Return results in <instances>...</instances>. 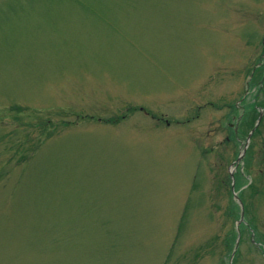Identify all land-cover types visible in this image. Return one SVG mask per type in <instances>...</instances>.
<instances>
[{
    "label": "rangeland",
    "instance_id": "obj_1",
    "mask_svg": "<svg viewBox=\"0 0 264 264\" xmlns=\"http://www.w3.org/2000/svg\"><path fill=\"white\" fill-rule=\"evenodd\" d=\"M263 42L264 0H0V264H228ZM258 130L234 190L264 239Z\"/></svg>",
    "mask_w": 264,
    "mask_h": 264
},
{
    "label": "trees",
    "instance_id": "obj_2",
    "mask_svg": "<svg viewBox=\"0 0 264 264\" xmlns=\"http://www.w3.org/2000/svg\"><path fill=\"white\" fill-rule=\"evenodd\" d=\"M264 75V65L260 66L259 68H257L254 72V75L252 77V79L250 80V84L251 86H255L256 87V93H264V83L262 81V77ZM258 97V95H256ZM256 97V100H257ZM244 102L246 101V99L243 100ZM263 103L260 102H255L253 103V106L251 107L250 111L253 114V117H255L253 120L249 121L248 120V115L245 116L247 114V112L243 115V117L241 118V121L238 122L237 124V130L235 129H231L230 130V135H229V139H236L237 136H246L248 134V131L246 132V128H249V131L252 129L255 119L258 115L257 112V108L258 107H263L262 106ZM259 129V128H258ZM256 129L254 134H257L259 132V130ZM227 178V183L229 182V176L226 177ZM235 180H236V185H238V178L237 176H235ZM225 184H226V180H224ZM230 185V184H229ZM249 187H252V184L249 185ZM230 196H232V193L230 191ZM239 197L242 200L243 204H244V213H245V217L247 215V206L244 203V200L242 198L241 192L239 193ZM226 213L232 218V219H236L239 218V208L237 205H235L233 202H231L230 206L228 207V210H226ZM245 223H241L239 226V233H240V239H239V243L240 245L243 243L244 240V236L245 234H248L249 236V240H251V234H254V241L256 243H260L262 245V248H264V239H263V235L261 234V232L258 230V226L255 223V221L253 219H249L246 218L245 219ZM236 232L235 231H230L229 233L227 232L226 235L223 236V238L221 239V243L223 246V250H225V255L229 256L233 250L234 244H235V240H236ZM218 238L214 237V239L212 240L214 243L215 241L217 242ZM251 245H253L254 243L252 241ZM256 249H258V251L260 253H262L264 255V249L261 251V249L256 247V244L253 245ZM239 249L235 252L234 258L232 260V264H237V260L239 257Z\"/></svg>",
    "mask_w": 264,
    "mask_h": 264
},
{
    "label": "water",
    "instance_id": "obj_3",
    "mask_svg": "<svg viewBox=\"0 0 264 264\" xmlns=\"http://www.w3.org/2000/svg\"><path fill=\"white\" fill-rule=\"evenodd\" d=\"M260 118V117H259ZM244 152V151H243ZM243 154V153H242ZM242 154H241V156H242ZM241 156L238 158V160H237V162L240 160V158H241ZM232 175V174H231Z\"/></svg>",
    "mask_w": 264,
    "mask_h": 264
}]
</instances>
